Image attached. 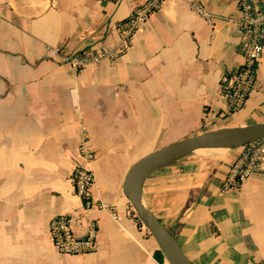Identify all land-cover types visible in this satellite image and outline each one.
I'll return each instance as SVG.
<instances>
[{"label": "crops", "instance_id": "0c3cea01", "mask_svg": "<svg viewBox=\"0 0 264 264\" xmlns=\"http://www.w3.org/2000/svg\"><path fill=\"white\" fill-rule=\"evenodd\" d=\"M145 0H0V264H169L123 191L130 166L176 140L264 122V53L256 84L228 112L221 77L244 61L233 19L236 0H165L115 62L76 69L48 56L113 45L118 26ZM84 130L96 153V252L65 255L50 221L78 215L72 174ZM241 151L210 148L158 170L143 185L149 209L194 264H264V174L224 189ZM79 236L85 220L72 221Z\"/></svg>", "mask_w": 264, "mask_h": 264}, {"label": "built area", "instance_id": "2783aa9c", "mask_svg": "<svg viewBox=\"0 0 264 264\" xmlns=\"http://www.w3.org/2000/svg\"><path fill=\"white\" fill-rule=\"evenodd\" d=\"M164 1L145 0L135 6L131 14L119 24L113 45L100 49L88 47L75 51H70L63 46H48V56L76 69L97 65L105 59L115 62L130 48L136 32L148 21L155 10L161 8ZM236 1L239 15L233 19V22L244 61L236 71L225 73L221 77L222 95L228 112L232 113L245 107L255 87L258 62L264 53V0ZM192 8L209 24L213 23V14L201 2L193 1ZM87 137L84 130L83 139L78 147L81 160L76 164L72 174L75 193L82 201L81 208L77 211L78 215L60 213L50 221L53 246L59 253L65 255L87 254L98 250L99 227L97 220L91 215L94 208L107 210L115 219L120 218L112 205L96 199L92 194L95 175L89 165L95 159L96 153L89 147ZM254 173L264 174V138L248 142L241 147V151L228 167L223 188L228 190L237 188ZM131 210L137 218L132 205ZM74 218L79 221L85 220L86 231L83 236L75 232L72 224Z\"/></svg>", "mask_w": 264, "mask_h": 264}, {"label": "water", "instance_id": "95a60500", "mask_svg": "<svg viewBox=\"0 0 264 264\" xmlns=\"http://www.w3.org/2000/svg\"><path fill=\"white\" fill-rule=\"evenodd\" d=\"M264 138V122L222 127L188 136L156 148L128 169L123 191L136 216L157 242L169 264H194L185 254L175 234L170 231L143 199V185L149 176L177 160L199 153L198 149H235Z\"/></svg>", "mask_w": 264, "mask_h": 264}, {"label": "bare ground", "instance_id": "6f19581e", "mask_svg": "<svg viewBox=\"0 0 264 264\" xmlns=\"http://www.w3.org/2000/svg\"><path fill=\"white\" fill-rule=\"evenodd\" d=\"M203 150H206V149H198L197 151L202 152Z\"/></svg>", "mask_w": 264, "mask_h": 264}, {"label": "trees", "instance_id": "16d2710c", "mask_svg": "<svg viewBox=\"0 0 264 264\" xmlns=\"http://www.w3.org/2000/svg\"><path fill=\"white\" fill-rule=\"evenodd\" d=\"M138 220V219H137ZM139 225H142V223L138 220ZM150 234V233H149Z\"/></svg>", "mask_w": 264, "mask_h": 264}, {"label": "rangeland", "instance_id": "374dc122", "mask_svg": "<svg viewBox=\"0 0 264 264\" xmlns=\"http://www.w3.org/2000/svg\"><path fill=\"white\" fill-rule=\"evenodd\" d=\"M147 230V229H146Z\"/></svg>", "mask_w": 264, "mask_h": 264}]
</instances>
